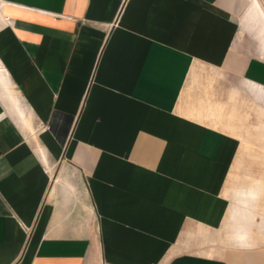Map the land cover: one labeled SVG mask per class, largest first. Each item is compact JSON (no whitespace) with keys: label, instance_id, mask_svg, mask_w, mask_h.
I'll list each match as a JSON object with an SVG mask.
<instances>
[{"label":"crops","instance_id":"1","mask_svg":"<svg viewBox=\"0 0 264 264\" xmlns=\"http://www.w3.org/2000/svg\"><path fill=\"white\" fill-rule=\"evenodd\" d=\"M237 2L0 0V264H264L263 181L208 116L264 104Z\"/></svg>","mask_w":264,"mask_h":264},{"label":"rangeland","instance_id":"2","mask_svg":"<svg viewBox=\"0 0 264 264\" xmlns=\"http://www.w3.org/2000/svg\"><path fill=\"white\" fill-rule=\"evenodd\" d=\"M234 15L240 21L241 30H247L249 35L254 33L259 47L264 48V0H238ZM227 97L209 104L208 116L213 124L234 132L241 141L237 156L240 161L235 166L237 177L234 183L230 182V186L238 185V178L243 181L240 185L262 180L264 191V104L254 100L248 103L242 98L236 104Z\"/></svg>","mask_w":264,"mask_h":264}]
</instances>
